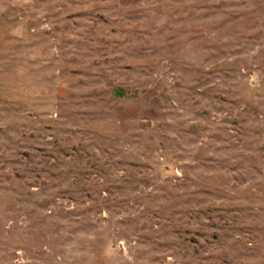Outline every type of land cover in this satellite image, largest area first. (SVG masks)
<instances>
[{"label": "rangeland", "instance_id": "rangeland-1", "mask_svg": "<svg viewBox=\"0 0 264 264\" xmlns=\"http://www.w3.org/2000/svg\"><path fill=\"white\" fill-rule=\"evenodd\" d=\"M0 264H264V0H0Z\"/></svg>", "mask_w": 264, "mask_h": 264}]
</instances>
